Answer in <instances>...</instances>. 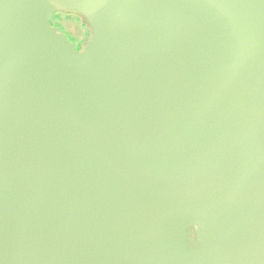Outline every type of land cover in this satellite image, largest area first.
Masks as SVG:
<instances>
[{"label":"water","instance_id":"water-1","mask_svg":"<svg viewBox=\"0 0 264 264\" xmlns=\"http://www.w3.org/2000/svg\"><path fill=\"white\" fill-rule=\"evenodd\" d=\"M0 264H264V0H0Z\"/></svg>","mask_w":264,"mask_h":264},{"label":"rangeland","instance_id":"rangeland-1","mask_svg":"<svg viewBox=\"0 0 264 264\" xmlns=\"http://www.w3.org/2000/svg\"><path fill=\"white\" fill-rule=\"evenodd\" d=\"M53 22L61 24L64 33L69 35L71 39L76 38L78 42H80L81 38L87 37L88 35V28L84 27L79 18L65 16L62 19L55 18Z\"/></svg>","mask_w":264,"mask_h":264},{"label":"flooded vegetation","instance_id":"flooded-vegetation-1","mask_svg":"<svg viewBox=\"0 0 264 264\" xmlns=\"http://www.w3.org/2000/svg\"><path fill=\"white\" fill-rule=\"evenodd\" d=\"M65 16H67V17H75V18H79L78 16H75V15H68V14H56L54 17H52V19H51V21H50V23H51V25L53 26V27H55V28H57V27H60L61 28V24H58V23H54L53 22V20L56 18H59V19H62V18H64ZM81 20V19H80ZM84 25V27H86V28H88V35H87V37H84V38H81V40H80V42H78L77 41V39L76 38H70L69 37V35H67V34H65L64 33V31H63V29H62V32H63V34H65L66 36H67V38L74 44V46L76 47V50H77V52H80L82 49H83V46H84V44L86 43V42H88V40L90 39V37H91V35H92V31H91V29L87 26V25H85V24H83Z\"/></svg>","mask_w":264,"mask_h":264},{"label":"trees","instance_id":"trees-1","mask_svg":"<svg viewBox=\"0 0 264 264\" xmlns=\"http://www.w3.org/2000/svg\"><path fill=\"white\" fill-rule=\"evenodd\" d=\"M80 19V18H79Z\"/></svg>","mask_w":264,"mask_h":264}]
</instances>
